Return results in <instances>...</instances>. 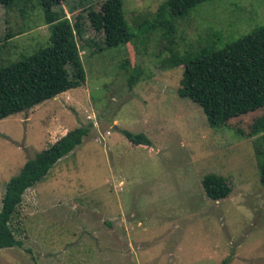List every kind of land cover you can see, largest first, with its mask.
Masks as SVG:
<instances>
[{
  "label": "rangeland",
  "instance_id": "rangeland-1",
  "mask_svg": "<svg viewBox=\"0 0 264 264\" xmlns=\"http://www.w3.org/2000/svg\"><path fill=\"white\" fill-rule=\"evenodd\" d=\"M104 1L65 0L55 8L73 22L82 14L86 83L0 120V209L8 181L30 158L68 130L95 124L26 191L12 222L24 245L1 249L0 264H264V138L246 136L264 108L212 128L202 107L178 95L184 65L162 67L169 56L163 31L145 42L142 34L127 51L99 49L105 35L92 28L88 10ZM123 1L138 34L166 0ZM31 5L0 4V66L50 44L44 11L38 0ZM262 25L264 0H211L177 21L175 38L192 56ZM127 57L144 72L132 88L121 67ZM124 129L147 134L152 146L133 144ZM208 173L227 178L228 197L206 195Z\"/></svg>",
  "mask_w": 264,
  "mask_h": 264
},
{
  "label": "trees",
  "instance_id": "trees-1",
  "mask_svg": "<svg viewBox=\"0 0 264 264\" xmlns=\"http://www.w3.org/2000/svg\"><path fill=\"white\" fill-rule=\"evenodd\" d=\"M32 1L0 0V4L12 8L23 3L21 10L26 11L34 9ZM208 1L211 0H166L158 5L151 17L143 20L138 34L128 24L123 0H105L100 9H89L88 17L92 28L105 35V46L99 47L100 50L123 46L127 51L128 45L134 46L137 39H142V34L145 42L154 32L163 31L169 56L162 67L184 65L178 95L202 107L209 125L218 129L229 127L235 118L264 108V25L236 41L227 42L222 48L204 47L195 55H183L175 38L177 21ZM64 3L65 0H38L44 11L45 24L49 26L50 44L8 66H0V120L30 110L86 83L79 43L85 33L82 14L78 13L73 22L64 9H55ZM121 67L128 71L130 88L144 73L137 63L131 65L129 57L122 61ZM94 125V121H90L68 130L30 158L8 181L0 209V250L23 247L24 241L17 237L12 222L26 191L42 181L59 160L81 145ZM237 130L245 134L241 128ZM123 133L135 145L152 146L151 138L143 132L124 129ZM262 133L264 138V115L254 119L246 136ZM258 160L260 181L264 185V152L261 150H258ZM202 185L212 200H221L232 192L227 178L216 173L206 174ZM227 262L228 259H224L222 264Z\"/></svg>",
  "mask_w": 264,
  "mask_h": 264
},
{
  "label": "crops",
  "instance_id": "crops-1",
  "mask_svg": "<svg viewBox=\"0 0 264 264\" xmlns=\"http://www.w3.org/2000/svg\"><path fill=\"white\" fill-rule=\"evenodd\" d=\"M68 92V91H67ZM64 93H66V92H64ZM63 94V93H62ZM57 98V97H56ZM55 99V98H54Z\"/></svg>",
  "mask_w": 264,
  "mask_h": 264
},
{
  "label": "built area",
  "instance_id": "built-area-1",
  "mask_svg": "<svg viewBox=\"0 0 264 264\" xmlns=\"http://www.w3.org/2000/svg\"><path fill=\"white\" fill-rule=\"evenodd\" d=\"M108 133H110V132H108Z\"/></svg>",
  "mask_w": 264,
  "mask_h": 264
}]
</instances>
